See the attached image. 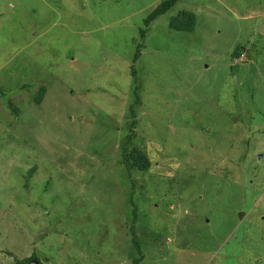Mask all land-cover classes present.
Segmentation results:
<instances>
[{"label":"rangeland","instance_id":"obj_1","mask_svg":"<svg viewBox=\"0 0 264 264\" xmlns=\"http://www.w3.org/2000/svg\"><path fill=\"white\" fill-rule=\"evenodd\" d=\"M163 1L0 0V264H264V0Z\"/></svg>","mask_w":264,"mask_h":264},{"label":"trees","instance_id":"obj_2","mask_svg":"<svg viewBox=\"0 0 264 264\" xmlns=\"http://www.w3.org/2000/svg\"><path fill=\"white\" fill-rule=\"evenodd\" d=\"M179 3H180V0H165V1L161 2L158 6H156L147 15V17L144 19L143 29L139 32L140 38L142 40L144 39L145 34L147 32V29H149V26L151 25V23L154 20L161 17L165 13L172 11L177 6V4H179ZM195 21L196 20H195L194 14L187 12L185 10H181V11H178L176 16L169 19L167 28L169 29V31L176 32V33H192L194 28H195V24H196ZM142 42L140 44H138L135 48L136 50H135V54L133 56V61H132L133 63H135L137 61V59L139 58V56L141 54V50L143 47ZM240 49H242V48H239V47L236 48L234 50L233 54H231L230 58L237 57ZM131 75L135 79L136 73L134 71V68L131 71ZM23 88H25V87H23ZM25 89L27 90V88H25ZM43 93H45L44 90H42L40 92L39 99L37 102L38 104L40 103V99L43 98V95H44ZM133 97H134L133 103H131V105L129 106V113H130V118H131V121L129 124V130H128V133L125 137L124 144L121 145V147H120V156L122 157V158L120 157L121 163H122V166L124 168V172L126 174L127 181L130 184L129 185L130 196L134 195L133 193L136 190V185L134 184V181H133L134 179H133V175H132V170L134 168L129 163V161H131V160L128 161L127 147L135 138V135H136L135 130H136L137 125H138L137 124L138 122L136 120L137 118H136V110L135 109H136V106L140 105V96H139V93H138L136 87H134V89H133ZM147 166H148V160L145 159V157H143L142 160L138 164L134 165V167H136L139 172H143V171L146 172ZM135 214H136V209L133 208L131 210V216H132L133 220L131 221L130 228H129L131 234H133V232L135 230L136 223H137V218H136ZM131 243L137 251V257L132 261V264H140L143 261V254L139 248L138 241L134 237V235L131 238ZM7 254L8 253H5V255H7ZM0 256H1V254H0ZM8 256L14 261V264H29L31 262H35L37 264H40L34 253H32V255L27 260H24L21 262L18 260V258L13 257V255H11L10 253L8 254Z\"/></svg>","mask_w":264,"mask_h":264},{"label":"water","instance_id":"obj_3","mask_svg":"<svg viewBox=\"0 0 264 264\" xmlns=\"http://www.w3.org/2000/svg\"><path fill=\"white\" fill-rule=\"evenodd\" d=\"M31 264H37V263H35V262H32Z\"/></svg>","mask_w":264,"mask_h":264},{"label":"clouds","instance_id":"obj_4","mask_svg":"<svg viewBox=\"0 0 264 264\" xmlns=\"http://www.w3.org/2000/svg\"><path fill=\"white\" fill-rule=\"evenodd\" d=\"M32 263V262H31ZM30 264V263H29Z\"/></svg>","mask_w":264,"mask_h":264}]
</instances>
